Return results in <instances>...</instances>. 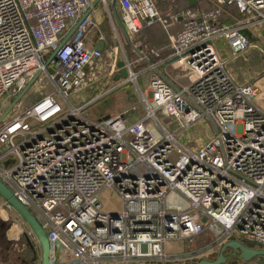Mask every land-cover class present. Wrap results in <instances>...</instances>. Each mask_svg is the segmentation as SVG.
Here are the masks:
<instances>
[{"label": "built area", "instance_id": "2783aa9c", "mask_svg": "<svg viewBox=\"0 0 264 264\" xmlns=\"http://www.w3.org/2000/svg\"><path fill=\"white\" fill-rule=\"evenodd\" d=\"M197 1L211 9L166 21L155 0H117L138 62L147 65L143 94V70L134 72L125 55L126 80L105 83L100 93L90 89L102 65L108 76L120 71L117 47H87L93 0H0V180L40 222L52 264L176 263L182 259L167 256L166 243L191 241L215 226L222 230L213 232L216 244L264 251V74L236 84L212 44L222 39L231 58L256 47L264 0ZM156 23L164 29L180 23L167 61L190 70L188 84L153 73L150 60L158 53L136 38ZM127 83L137 106L97 120L83 114ZM31 89L35 99L23 108ZM87 92L93 95L83 104L70 103L71 94ZM163 120L179 130L167 131ZM201 120L213 130L203 132L205 142L195 149L180 144L178 137ZM109 189L121 204L117 212H104L98 199ZM170 193L181 199L173 208L166 206Z\"/></svg>", "mask_w": 264, "mask_h": 264}, {"label": "rangeland", "instance_id": "374dc122", "mask_svg": "<svg viewBox=\"0 0 264 264\" xmlns=\"http://www.w3.org/2000/svg\"><path fill=\"white\" fill-rule=\"evenodd\" d=\"M155 4L157 7V2L155 0ZM162 5V8H161ZM160 12L161 16L164 13V16L169 15V11L176 10L182 7H185V3L182 2V0H165L164 2L160 1ZM163 18V17H162ZM164 19V18H163ZM166 20V19H164ZM167 21V20H166ZM112 23V28L108 27V31L110 34L112 47H117V59L118 61H123L124 55L128 59V62L131 63L132 69L134 72L141 71V69L146 68L145 64L143 62H140L138 65L134 63L137 56L136 54L133 55V52L130 48H126V45L123 40H121L119 36V40L115 35V30L118 33V28L114 21L110 20ZM120 34V33H119ZM161 34V33H160ZM158 32L156 34V38L161 36ZM160 38V37H159ZM143 41V40H142ZM223 43V40L220 39ZM217 41L216 43H219ZM252 44H255L256 47H251L244 53L231 58V55L229 52H227L224 57L230 58V60L227 62L226 69L232 76L233 80L238 85H246L247 83H250L256 75L263 73L264 74V27L259 30V35L257 38H254L252 41ZM105 63L109 64L108 59L105 58ZM137 65V66H136ZM103 68L99 70V73L96 72V83L95 85H91V90H98L99 93L101 92L100 89H102L103 84L110 83L114 80L115 76H108L109 68L107 65H102ZM145 70L141 71L142 73L138 78V87L143 92L146 86V82L148 81L149 73L144 72ZM170 72L175 76V78L185 84L191 81L192 74L188 68H182V69H170ZM91 84V83H90ZM90 90V92H91ZM122 92H124V95L128 100L133 101L135 103V106H137V103L139 102L138 95L136 98V92L134 90V87L132 83H127L122 89ZM143 94H146L144 91ZM38 95V93L36 94ZM93 95V94H91ZM86 93H78V94H71L69 96V101L74 106H78L86 102V100L89 98V96ZM113 96V95H111ZM35 99L34 90L31 89L28 93V95L25 97V99L22 100L21 104H23V108H26L28 105L32 103V101ZM10 102L7 103L5 110L10 107ZM17 109V107H16ZM20 109V108H19ZM127 110L131 109V106L126 107ZM117 106L110 100V99H102L97 104L89 107L83 114L88 117L89 119L95 120L96 117H101V115H108L115 113L117 111ZM159 120L162 118L160 115H157ZM170 120V119H169ZM161 124L167 129V131L175 133L177 130H179V124L177 122L168 124V121H161ZM208 123L205 120H201L194 126H192L190 129L186 130L183 134H181L178 137V141L180 144L188 147L189 149H195L196 147L200 146L202 143L205 142V137L202 139L201 136L203 132L205 131L206 134L212 133V128H209L206 130ZM176 195L175 193H170L166 199V206L167 208H173L175 205L179 203L181 200L180 197H177L174 201L172 200V196ZM177 196V195H176ZM100 203L102 204V208L104 212H117L121 209V204L119 202V199L117 197V194L109 189L103 191L99 197H98ZM11 215L7 217L2 214L0 215V264H21V260L25 261L26 259H30L32 256H34V264L40 263V250L38 251V246L34 242L31 241L29 236L27 235V229L22 224L23 220L12 210L10 211ZM36 218V217H35ZM39 222V221H38ZM40 223V222H39ZM25 228V230H24ZM215 233L221 234L222 230L220 227L215 226ZM192 241V240H191ZM191 241H171L166 243L165 245V254L169 257L172 256H179L185 251H189V243ZM33 246L34 253H32V250L30 249V246L28 244ZM253 250H259L258 247ZM25 264V262H23ZM28 264V263H27ZM30 264V263H29ZM100 264H129V263H121V262H102ZM249 264H264V257H257L253 259Z\"/></svg>", "mask_w": 264, "mask_h": 264}, {"label": "crops", "instance_id": "0c3cea01", "mask_svg": "<svg viewBox=\"0 0 264 264\" xmlns=\"http://www.w3.org/2000/svg\"><path fill=\"white\" fill-rule=\"evenodd\" d=\"M108 1L110 2L111 0H108ZM96 2H97V0H93L92 7L89 11V15L91 16V18L94 22V25L92 27L93 29H90L88 34H87V42L86 43H87V47L89 49H95L96 50V47L102 45L103 51H107L109 48L112 47V42H111L112 40L110 38L108 27H109V29H110V27L112 28V26H111L112 23L110 22V20L112 21L113 18L111 16L109 6L106 7L100 1L98 3H96ZM196 2L205 3V4H207L206 6L209 7L206 9L207 10L211 9V5L204 2V1L194 0V4H196ZM182 11H184V9L180 10L177 13H180ZM231 15L236 16V12L234 10H232ZM161 29H162L161 30L162 35H164V40L162 38H159V37L156 38L155 36L157 33L152 28L151 29L145 28L140 33V36H138L139 37L138 41L140 40V42L144 46L146 45V48H153L158 53L157 58L150 60L151 63L156 65V69L154 70L153 73L158 74V75L160 74V76H164L166 78H170L177 85L188 84L189 82L183 84L175 78V76L170 72V69L175 68V67L171 66L170 61H167V57L171 53L170 38L173 37L179 31L180 23L170 25L169 27H167L165 29L162 27ZM119 33H120V31L118 32V35L120 36L121 40H123L124 43H126L123 36L121 35V33L120 34ZM99 36H104L105 42L99 41ZM217 41H219V40H217ZM217 41L212 42L213 46L217 49V51H218V53L222 59L229 61L230 58L228 59V58L224 57V55L228 52V50L225 48L226 45L224 44V42L222 43L221 41H219V43H216ZM147 45L152 46V47H148ZM145 66H147V65H145ZM175 69H177V68H175ZM141 70H143V69H141ZM262 74L263 73L256 75L254 80H252L250 83H247L246 85H250L253 82H255ZM86 94H88V92ZM106 99H110L117 106V109L124 108V106L130 105L131 103H133V101H131L132 99L128 100L126 98V96L124 95V92H122V90H120V92L118 94H116L115 96H110L109 98H106ZM96 118L99 119L100 117H96ZM97 119H95V120H97ZM2 214L4 216L6 214L7 217L9 215H11L10 211H8L6 208H4L2 200L0 199V215H2ZM24 230H25V228H24ZM213 232L215 233V229L212 232L207 229L203 234L198 235L197 237L193 238V240L189 243V247H190L189 251L187 250L184 253H182L181 255L175 256V257L181 258L182 260H180L179 262H176V263L175 262L171 263V264H196L197 262H199V260L202 261L203 259L209 258V249L210 248H212L210 252L213 253L212 257H210V258H213L214 255L217 256L219 251H220L221 245L224 243H222V244L217 243L216 244L215 239L217 236ZM217 235L219 236L220 234H217ZM217 245H219V246H217ZM228 252L232 253L231 250L226 251V253H228ZM33 257L34 256H32V259H33ZM203 261H206V260H203ZM234 261L236 262V264H247V263H244L239 258L234 259L231 263H227V264H233ZM103 262L107 263L108 261H103Z\"/></svg>", "mask_w": 264, "mask_h": 264}, {"label": "water", "instance_id": "95a60500", "mask_svg": "<svg viewBox=\"0 0 264 264\" xmlns=\"http://www.w3.org/2000/svg\"><path fill=\"white\" fill-rule=\"evenodd\" d=\"M99 1L97 0L96 3ZM188 4L190 6L194 5V0H187ZM117 0H111L108 2V6L110 8L111 16L120 31L121 35L123 36L125 42L127 44H130V39L125 32V29L119 19L117 8H116ZM96 50L102 51L103 47L98 46L96 47ZM117 67L120 69L119 74H117L114 78L115 81L122 79L126 80L128 77V71L125 67L124 61H118ZM160 75V74H159ZM166 81L167 79L164 78ZM34 81V80H33ZM32 82H30L29 85H31ZM169 84L174 87L170 82ZM175 88V87H174ZM23 94H21L10 106L8 111L11 109V107L22 97ZM209 124L212 126L215 133H218L217 128L213 124V122L208 118L207 119ZM0 199L4 201L10 208L23 220V223L31 230L33 235L35 236L39 248L41 249V262L40 264H50L49 263V244L46 237V234L41 226V224L38 222V220L30 214V212L24 207V205L12 194V192L3 184V182L0 180ZM30 248H33V246L28 242ZM227 250L232 251L233 257H238L240 260H242L244 263L249 264L253 259L257 257H264V251H258L253 250L239 242L236 241H230L226 242L221 245L219 254L217 258L211 262L209 261H199L198 264H225V253Z\"/></svg>", "mask_w": 264, "mask_h": 264}, {"label": "trees", "instance_id": "16d2710c", "mask_svg": "<svg viewBox=\"0 0 264 264\" xmlns=\"http://www.w3.org/2000/svg\"><path fill=\"white\" fill-rule=\"evenodd\" d=\"M160 1L161 0H156V2H157V7H158V9L160 10V11H162L161 9H160ZM163 2L165 1V0H162ZM172 1V0H171ZM182 2L183 3H185V7H182V8H179V9H176V10H171V11H169V15L167 16H164V13H163V15H162V17L164 18V19H166V20H169L170 19V17L171 16H173V15H176V13L177 12H179L180 10H191V11H196V10H199V9H204V10H207L206 8H209V7H207L206 5L207 4H205V3H200V2H196V4H194V5H192V6H190L189 4H188V2H187V0H182ZM161 8H162V5H161ZM154 29V31L157 33H161L160 35L161 36H159L160 38H162L163 40H164V35H162V26L160 25V24H158V23H156V24H154V25H152L151 27H147L146 29ZM91 29H93V28H91ZM145 29V28H144ZM139 36H140V34H139ZM139 39V37H137L136 38V40H138ZM140 41V40H139ZM125 45H126V48H130L131 50H132V52H133V55H135L136 54V52L133 50V46H132V42H130V44H126L125 43ZM143 45V44H142ZM144 46V45H143ZM148 47H152V46H149V45H147ZM145 47H146V45H145ZM134 63L135 64H139L140 62H138V57L136 58V60L134 61ZM144 64H145V62H143ZM136 65V66H137ZM146 65V64H145ZM249 248H251V249H255V247H252V246H249ZM236 259H238V257L236 258ZM27 260H31L30 261V264H31V262L33 261V259H32V257L29 259H27ZM234 263L236 264V262L234 261ZM233 263V264H234ZM32 264H34V263H32Z\"/></svg>", "mask_w": 264, "mask_h": 264}, {"label": "flooded vegetation", "instance_id": "af4514ba", "mask_svg": "<svg viewBox=\"0 0 264 264\" xmlns=\"http://www.w3.org/2000/svg\"><path fill=\"white\" fill-rule=\"evenodd\" d=\"M217 246H219V245H217ZM211 249H212V248L209 249V258H208V259H203V260H206V261L211 262V261H213V260H215V259L217 258L218 255H217V256L214 255L213 258H210V257H212V255H213V253L210 252ZM218 254H219V253H218ZM229 254H230L231 256H230ZM236 258H237V257H233V256H232V253H231V252L225 253V259H226L225 264H227V263H231V262H232L234 259H236ZM231 259H232V260H231ZM30 261H31V260H27V259H26L25 261L21 260V264H23V262H25V264H27V263L29 264ZM199 261H201V260H199ZM32 263H35V262H34V257H33V261L31 262V264H32ZM198 263H199V262H197L196 264H198Z\"/></svg>", "mask_w": 264, "mask_h": 264}, {"label": "bare ground", "instance_id": "6f19581e", "mask_svg": "<svg viewBox=\"0 0 264 264\" xmlns=\"http://www.w3.org/2000/svg\"><path fill=\"white\" fill-rule=\"evenodd\" d=\"M131 79H133V78H131ZM31 250H32V253H34L35 251H34V248H30ZM40 250V262H41V249L40 248H38V251ZM49 263L50 264H52L51 263V258H49ZM40 264V263H39Z\"/></svg>", "mask_w": 264, "mask_h": 264}]
</instances>
